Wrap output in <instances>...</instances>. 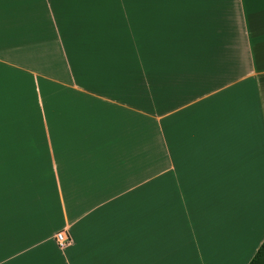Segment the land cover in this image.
Instances as JSON below:
<instances>
[{
  "label": "crops",
  "instance_id": "1",
  "mask_svg": "<svg viewBox=\"0 0 264 264\" xmlns=\"http://www.w3.org/2000/svg\"><path fill=\"white\" fill-rule=\"evenodd\" d=\"M163 1L0 0V264H248L264 240V0Z\"/></svg>",
  "mask_w": 264,
  "mask_h": 264
},
{
  "label": "rangeland",
  "instance_id": "2",
  "mask_svg": "<svg viewBox=\"0 0 264 264\" xmlns=\"http://www.w3.org/2000/svg\"><path fill=\"white\" fill-rule=\"evenodd\" d=\"M148 16L154 15V10H157V15L160 18H175V0H164L160 6H158L156 9L152 6H148Z\"/></svg>",
  "mask_w": 264,
  "mask_h": 264
},
{
  "label": "trees",
  "instance_id": "3",
  "mask_svg": "<svg viewBox=\"0 0 264 264\" xmlns=\"http://www.w3.org/2000/svg\"><path fill=\"white\" fill-rule=\"evenodd\" d=\"M248 264H264V240L261 242Z\"/></svg>",
  "mask_w": 264,
  "mask_h": 264
},
{
  "label": "built area",
  "instance_id": "4",
  "mask_svg": "<svg viewBox=\"0 0 264 264\" xmlns=\"http://www.w3.org/2000/svg\"><path fill=\"white\" fill-rule=\"evenodd\" d=\"M54 237H55L57 244L60 247H64L70 242V238L67 235H65L63 231L56 232Z\"/></svg>",
  "mask_w": 264,
  "mask_h": 264
}]
</instances>
